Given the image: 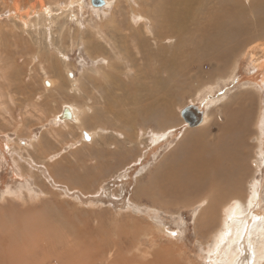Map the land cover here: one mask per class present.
Listing matches in <instances>:
<instances>
[{
    "label": "rangeland",
    "instance_id": "1",
    "mask_svg": "<svg viewBox=\"0 0 264 264\" xmlns=\"http://www.w3.org/2000/svg\"><path fill=\"white\" fill-rule=\"evenodd\" d=\"M70 1L0 0V222H4V232L9 226L14 233L10 239L4 237L5 233L1 235L5 239L2 238V251L7 248L8 255L5 256L11 258L7 264H217L219 254L214 247L215 232H206L201 223L202 204L194 201L167 203L164 202L166 199H161L162 202L155 201L158 193L149 195V190L154 186L157 169L164 160L165 163L170 160L173 155L171 151L184 139L182 134L185 136L191 130H199L205 134L206 131H211L214 137H222V143L228 146H232L237 136L239 139L245 137L243 157L239 158L240 165L243 166V177L239 184L237 172L236 183L241 186L243 193L248 194L255 182L258 195L256 204L247 211L249 217L244 223L243 236L245 232L249 233L253 227L262 224L258 216L264 214V121L260 125L262 134L259 141L251 140L250 136H256V117L260 107L264 109V33L258 38L254 36L253 40L249 39L245 50L237 49L227 63L203 59L200 55L204 51L202 49L192 52L197 53L195 59H180L182 64L178 61L180 66L176 70L187 71V74L182 78L178 98L171 106L174 117L170 114V122L175 124V128L167 129L163 136L153 140L156 123L147 121L131 127L125 124L124 118L135 108L131 105L128 89L116 90L118 74L123 72L121 76L126 77L124 75L127 69L123 70L124 64L113 70L103 83L113 95H121L123 102L129 101V104H122L115 110L103 108L102 94H107L108 90L100 92L96 87L93 89L88 81L92 74L89 73L90 69L105 62L102 57L93 58L87 49L88 25L95 21L104 24L112 15L115 20L128 24L132 1L108 0V4L103 7L93 6L88 3L89 0H79L81 3H73L77 5L74 7ZM134 1L142 4L145 0ZM67 4H71L70 11L75 13L73 21L67 17ZM42 6L53 9L52 21L46 20V15L38 11ZM33 10L38 12L34 13ZM19 13H22L21 16ZM141 21L140 19L139 23ZM128 30L129 28L123 31ZM151 42V46L155 47L154 42ZM121 45L125 43L122 41ZM194 46H190L191 50ZM106 47L108 48L107 45ZM128 53L129 50L126 56ZM110 55L113 56L112 52ZM124 61L125 59L121 60L122 63ZM139 63L145 66L142 60ZM258 64L262 70L256 73L252 67ZM134 65L130 72L139 73ZM66 69L72 71L78 90H68L70 79L65 74ZM188 73L192 74V78L188 77ZM140 74H136L139 83ZM207 76L212 77V82L206 83L209 87H200L198 81L201 83ZM45 77L54 81L51 88L44 87ZM251 78L260 80L258 92L250 88L255 84ZM124 82L129 86L127 80L123 79L122 83ZM91 90L96 99L88 101L85 96ZM113 95L109 97L112 98ZM243 95L248 96V101H244ZM249 100L254 109H251ZM65 101L79 105L89 104V114L99 112V117L93 116L91 122H86L87 128L102 129L90 143L80 145L77 141L78 128L72 123L70 127L61 126L60 120H55L53 114L61 109L62 102ZM187 105H192L201 117L204 112L206 121H201L196 126L188 125L180 115L181 109ZM251 112L254 113L252 117ZM230 115H233L232 118L238 125L236 129H232L233 132L226 134L221 123L223 119L228 120ZM54 129L59 131L55 132ZM186 130L188 132L184 133ZM240 131L245 133L240 135ZM133 132H138L137 135L141 132V135L138 140L136 136L137 143L133 142L131 148H127L123 144V137ZM31 133L34 139L41 142L42 148L50 149L49 151L64 147L65 158L60 156L51 165L62 180L52 183L44 178L42 165L45 166V162L35 160L37 153L34 149H28L27 153L16 152L15 146L9 147L6 144L9 140L16 141L18 138L28 140L27 136ZM228 141L233 142L229 144ZM186 142L187 140L184 143ZM68 143L73 144V147ZM23 153L29 157L33 154L35 166L30 167L22 159ZM223 159L218 157L220 163L216 162V171L231 173L233 168L230 159L222 161ZM224 164L228 166L225 167ZM86 177L90 181L86 182ZM146 185L148 189L145 188L143 194L141 188ZM15 190L22 191L19 193L21 200L6 199ZM37 194L41 198L31 201V195L35 198ZM28 209L33 210L30 212ZM13 214L9 220V216ZM26 214H33V218H27L31 220L25 221L22 228L19 220ZM35 218L36 224L33 223ZM209 223L214 225L216 222ZM165 228L174 230L177 235H167ZM1 233L3 232L0 231ZM13 239L14 245L5 244ZM243 239L242 237L240 240L241 251L235 264H251V260L255 259L247 240L242 243ZM257 262L264 264V257Z\"/></svg>",
    "mask_w": 264,
    "mask_h": 264
},
{
    "label": "bare ground",
    "instance_id": "2",
    "mask_svg": "<svg viewBox=\"0 0 264 264\" xmlns=\"http://www.w3.org/2000/svg\"><path fill=\"white\" fill-rule=\"evenodd\" d=\"M78 1L79 0H71L70 2L73 5V3ZM131 1L132 8L130 10L131 15L129 22H127L128 24H126L125 21H118V19L115 20L113 17L114 15H112L111 18L104 24L95 21L92 25L89 24L91 26L88 25L89 40L87 43L89 46L87 49L89 53L92 54L91 56L93 58L102 57L103 61H105L102 65H98L90 69L89 73L92 74H88V76L90 75V77H88V81L90 84H92L93 89L96 87V89L100 90V92L103 91V89L108 90L107 94H102L103 108L108 107L115 110L122 104H129V101H126L125 103L123 102L121 95L119 97L116 93L113 95L110 89L103 83L111 76V72L113 70L121 68L124 64L125 66L123 70L125 68L127 69V72H125L124 75L126 77L123 78L121 76L123 72L118 74L116 90L128 89L132 99L131 105L135 108L129 116L124 118L125 124L131 127L136 123L138 125L139 123H144L147 121L154 122L156 123L157 128L156 131H153L152 138L153 140H157L159 136H163L165 134L167 129L173 127L175 128V124L170 122L173 116V114H171V106L176 102L175 99L178 98L177 95H179L178 91L181 87L182 78H184V75L187 74V71L178 72L176 70V68L178 69L180 66L179 64H182L180 59H195L197 53H193L202 49L204 51H202L200 55L203 56V59L222 61L225 63L229 62L231 56L236 52L237 49H244L246 43L248 46L247 41H249V39L253 40V38H255L254 36L258 38V36H261L264 33V0H250L249 2L243 0H145L142 4H139L134 0ZM108 2V0H94V2L89 0L88 3L95 7H103L107 5ZM71 4H67L66 8H69L67 17H70L72 20L75 17V13L70 11ZM133 7L135 8L133 9ZM40 8L41 9L38 11H41L43 15H46V20L50 19V21H52L53 9L45 6ZM20 11L21 10H19V12ZM37 12L35 11L34 13ZM16 14L17 13L15 12V15ZM20 14L22 13H19V16H21ZM77 16L79 15L77 14ZM140 19L142 20L141 23H139ZM128 28V31H123L127 30ZM141 28H144V30H141ZM78 31L82 33L80 29H78ZM151 40L154 42L155 47L151 46ZM122 41L126 46L121 45ZM193 45L195 46L191 50L190 46ZM127 50H129L128 56H126ZM110 52H112L113 56L110 55ZM123 59H125L124 63L121 62ZM140 60L144 62L145 66L140 65ZM178 61H180V63H178ZM134 63L137 65H134ZM133 65L136 66V69L139 71V73H141L139 78L141 79V83H139L140 80L136 78V74L139 75V73H136L135 71L132 73L130 72L134 68L132 67ZM198 66H201V64ZM227 67L229 68V66ZM252 68H254V72L256 73L262 70L260 64L257 66L254 65ZM233 69L234 67H232V71ZM128 71L131 73V75ZM65 74L70 79L68 90L70 92L78 90L77 82L72 75V71L67 70ZM191 76L192 74L188 73V77L190 78ZM113 77L116 76L113 75ZM211 78L212 77L207 76V78L201 83L199 80V86L209 87L206 85V83L212 82ZM254 78H256V76H254ZM123 79L128 81L129 86L126 85L125 82L122 83ZM250 80L255 83L253 84V87L250 88L253 91L258 92L257 87L261 86L260 80L253 78ZM186 81L191 84L193 83L191 80ZM53 82L54 81L48 77L43 79V85L45 88H49ZM87 92H85L87 93L85 96L86 100L91 101L92 99H96L95 95L92 93L93 90ZM197 93L199 96V92ZM71 95L75 96V94ZM110 95H113L114 98L109 97ZM246 95L247 94H245V96ZM115 96L118 98H115ZM245 96L243 95L244 101L248 98V96ZM250 103L252 104V101ZM252 106L253 104L251 105V109H254V106ZM90 109L91 106L89 104L79 105L74 102L70 103L69 101H65L62 102L61 109L53 115L56 117L55 120H60L59 124L61 126L67 127L69 125L71 126V123L74 124L79 130V137L77 141L80 142V145H83L85 143H90L96 134L99 135L101 129H90L86 127V122H91V118L93 116L99 117L98 111L89 114ZM253 115L254 113H252L251 117ZM257 115L258 116L256 117L255 122V130L257 134L254 137L250 136V139L257 140L256 142L259 141V137L262 134L260 125L264 121V109L260 107ZM188 116L189 118L191 117L190 115ZM196 116L198 118V115ZM232 117L233 115H230L228 120L227 118L226 120L223 119V122L221 123V125H223L222 129L226 134H230L232 129H236V126L238 125L236 120L234 121V118ZM201 121L202 123L206 121L204 112L203 116L201 117ZM50 124L52 127H54L53 123ZM54 130L55 132L59 131L58 129ZM191 131L185 136L184 134L181 135V137L183 136L184 139L180 141L181 143L176 148H174L173 151H171L173 155L171 154L172 156L170 160L166 163L164 160L161 167L157 169V174L155 175L154 179L155 182L153 183L154 186L150 188L149 195H151V193H158V197H156L157 199L155 201L160 202L166 199L167 201L164 202L167 203H185L186 201L190 203L191 201H194L195 203L202 204V209L200 211L201 223L205 226L206 232H215V236H213L215 237L214 247L218 250L217 253L219 254L217 264H235L236 258L239 256L241 251L240 240L242 237L244 238L242 243H246V239L248 245L251 244V249L255 256V259L251 260L252 262L250 263L257 264V260L264 257V214L258 216L261 219L262 224L260 226L258 225L253 227L249 233L245 232L243 236L245 228L244 223H246V220L249 217L247 214L248 209H250L249 202H251L252 208L256 204L258 191L254 186L255 182H253L250 192L248 194L243 193L241 186L237 185L236 183L235 176L238 172L239 177L237 182L241 184V179L243 177V166L240 165L239 158L242 159L243 157L245 137H241L239 139L237 136V139L234 140V142L228 141L229 144L233 142L232 146H228L227 144L222 143V137H219L218 135L214 137L211 131H206V134L204 132L201 133L199 130V132ZM141 132L139 135H137L138 132H133L127 136H124L125 133H123L124 141H122L124 146L131 148V144L133 142L137 143L136 136L138 140ZM186 132L188 131H184V133ZM244 133L241 132L240 135H243ZM27 137L29 138L28 140L18 138L16 141L14 139L9 140L6 144H9V147L15 146L16 152L22 151L27 153L29 151L28 149H34L35 153H37V156L35 155L34 157L35 160L38 162L43 160L45 162L46 167L42 165V175L44 178L47 181H52V183L62 180L57 176L55 169H53L51 165L54 164V162L60 156L65 158L63 155L64 147L62 146L58 150L53 149L54 151H49L50 149L47 150V148H42L41 142H39L36 138L34 139L32 137V133ZM186 140L187 142L184 143ZM67 145L73 147V144L68 143ZM30 156L33 157V154H30ZM32 157L26 156L24 153L22 155V159L27 162L30 167H33L36 164L34 163L35 160H33ZM218 157H223L224 159L222 161L225 159L227 160L228 158L230 159L229 162L233 168L231 169V173H227L226 171L225 174H223L216 171V162H218ZM224 165L225 167L228 166V164ZM87 181H90V179L86 177V182ZM145 188L148 189V185L141 188L143 194L145 192ZM19 193H22V191L20 192L15 190L6 199L21 200L20 198L22 197L19 196ZM40 198V194H37L35 198L31 195V201H35L36 199ZM32 210L28 209L30 212ZM260 212L261 211L257 213ZM13 216L14 214L11 217L9 216L8 219L10 220ZM31 216L33 218V214H26L24 216L26 219L23 217V219L19 220V224L22 228V224H24L25 221L32 219ZM39 216L37 217L39 218ZM35 220L37 219H33L34 224L37 223ZM209 222L216 223H213L214 225H212V223ZM2 227H5L4 222L0 224V231L3 232L0 234V264H7L11 258L9 259L5 256L8 255L6 254L7 248L6 251L4 250L5 248L3 249L4 251H2L3 237H1V235L5 233L6 236L4 235V237L10 239L12 236H14V233L9 226L6 228L5 232L2 230ZM165 230L167 235H171V233L174 231L170 228H165ZM246 233L248 236H246ZM255 236L257 237L256 241ZM5 244L14 245V239L12 242H6ZM159 258H157V260ZM15 260H17V258H15ZM134 261L136 263V259Z\"/></svg>",
    "mask_w": 264,
    "mask_h": 264
},
{
    "label": "water",
    "instance_id": "3",
    "mask_svg": "<svg viewBox=\"0 0 264 264\" xmlns=\"http://www.w3.org/2000/svg\"><path fill=\"white\" fill-rule=\"evenodd\" d=\"M92 2H94V0H92ZM180 115L190 126H195L201 121V115L192 105H187L183 107L180 111ZM188 115H190L192 118H189ZM196 115H198V118Z\"/></svg>",
    "mask_w": 264,
    "mask_h": 264
},
{
    "label": "snow or ice",
    "instance_id": "4",
    "mask_svg": "<svg viewBox=\"0 0 264 264\" xmlns=\"http://www.w3.org/2000/svg\"><path fill=\"white\" fill-rule=\"evenodd\" d=\"M251 206H252V205H251V202H249V208H251ZM171 235H173V236H176V235H177V233H175V232H172V233H171ZM249 246L251 247V244H250Z\"/></svg>",
    "mask_w": 264,
    "mask_h": 264
}]
</instances>
